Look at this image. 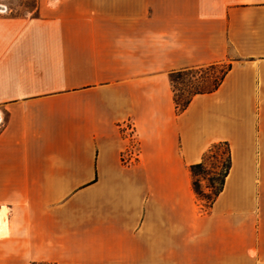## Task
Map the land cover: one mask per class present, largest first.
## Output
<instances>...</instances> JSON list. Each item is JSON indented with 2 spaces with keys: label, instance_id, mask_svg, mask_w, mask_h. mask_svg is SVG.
Here are the masks:
<instances>
[{
  "label": "crops",
  "instance_id": "0c3cea01",
  "mask_svg": "<svg viewBox=\"0 0 264 264\" xmlns=\"http://www.w3.org/2000/svg\"><path fill=\"white\" fill-rule=\"evenodd\" d=\"M230 65L176 112L172 72ZM0 264H264V0H36L0 15ZM227 142L204 209L189 166Z\"/></svg>",
  "mask_w": 264,
  "mask_h": 264
},
{
  "label": "trees",
  "instance_id": "16d2710c",
  "mask_svg": "<svg viewBox=\"0 0 264 264\" xmlns=\"http://www.w3.org/2000/svg\"><path fill=\"white\" fill-rule=\"evenodd\" d=\"M219 67L221 68L222 64H212L197 69H189L170 73L169 80L173 92V102L177 113L182 112L187 107L194 95L211 93L217 89L225 74L227 73L230 65L226 64L225 67H222L221 70L218 71L219 75H215L213 71ZM181 76H190L192 79H196V76H198L197 79L201 82L197 86L192 87L189 91H187V94L184 95L181 93L178 95L176 92L179 91V89L176 88V80ZM220 147L225 148V163L222 165L221 171H216L215 169L217 167H211V171L207 168V161L209 159L217 160L220 158V154L218 153V149ZM230 165L231 159L228 143L218 142L213 144L208 149L201 162L189 166L192 189L204 209H207L212 204L216 196L222 190L225 177L227 176L230 169ZM207 171H211V174H214V178H212L211 181L216 184V186H214V184H212V182L209 180V186H207V188H209L210 192L208 193L204 192L203 188L201 187V180L197 178L202 174L208 175L209 172Z\"/></svg>",
  "mask_w": 264,
  "mask_h": 264
},
{
  "label": "rangeland",
  "instance_id": "374dc122",
  "mask_svg": "<svg viewBox=\"0 0 264 264\" xmlns=\"http://www.w3.org/2000/svg\"><path fill=\"white\" fill-rule=\"evenodd\" d=\"M36 0H0V15L8 16V17H20L25 18L28 17L35 12ZM226 63H222V67H225ZM221 67V68H222ZM221 68H216L213 72L215 75H219ZM197 69V68H192ZM190 78V76H181L176 80V88L179 89L176 93L179 95L183 93L184 95L187 94L192 87L197 86L201 81L197 79ZM2 124V122L0 123ZM218 153L220 154V158L217 160L209 159L207 161V168L211 170V167H217L216 171H221L222 165L225 163L226 155H225V148L220 147L218 149ZM214 170V171H215ZM212 171V170H211ZM211 171L208 175L202 174L200 177H197L201 180V187L203 188L204 192H210L209 188V180L211 181L214 178V174H211ZM213 171V172H214ZM212 182V181H211ZM212 184H214L212 182ZM216 186V184H214Z\"/></svg>",
  "mask_w": 264,
  "mask_h": 264
}]
</instances>
